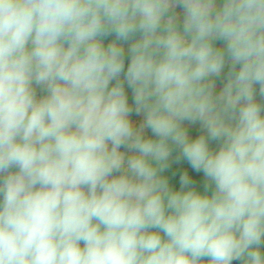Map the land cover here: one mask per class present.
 Masks as SVG:
<instances>
[{
  "label": "clouds",
  "instance_id": "9594fccd",
  "mask_svg": "<svg viewBox=\"0 0 264 264\" xmlns=\"http://www.w3.org/2000/svg\"><path fill=\"white\" fill-rule=\"evenodd\" d=\"M0 264H264V0H0Z\"/></svg>",
  "mask_w": 264,
  "mask_h": 264
},
{
  "label": "trees",
  "instance_id": "16d2710c",
  "mask_svg": "<svg viewBox=\"0 0 264 264\" xmlns=\"http://www.w3.org/2000/svg\"><path fill=\"white\" fill-rule=\"evenodd\" d=\"M177 183H178V177H177Z\"/></svg>",
  "mask_w": 264,
  "mask_h": 264
}]
</instances>
